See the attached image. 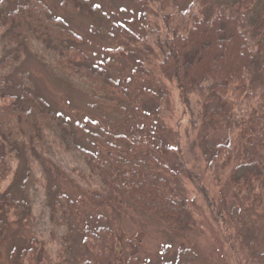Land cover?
<instances>
[{
	"label": "rangeland",
	"instance_id": "obj_1",
	"mask_svg": "<svg viewBox=\"0 0 264 264\" xmlns=\"http://www.w3.org/2000/svg\"><path fill=\"white\" fill-rule=\"evenodd\" d=\"M43 1L81 36L89 65L121 76L123 82L131 80L127 84L129 99H118L117 104L107 101L106 106L94 104L91 94L83 91L89 84L82 77L69 79L64 72L58 76L52 69L55 54L38 41L8 67L10 71L4 76L6 51L12 47L5 43L0 21V79L4 76L12 95L27 101L44 97L52 112L50 127L42 139L36 140L23 130L19 133L13 173L1 189L23 204L25 215L30 213L32 218L9 227L0 243V264H20L32 239L44 240L55 258L61 253L56 264H85L93 257L84 239L87 232L100 227L115 234V250L107 264H176L185 254L192 255L197 264H264V212L241 232L236 227L242 222L234 195L222 190L205 172L222 215L215 216L204 195L177 163L176 130L183 140L186 126L181 120L178 91L161 78L146 53L151 48L159 57L155 41L164 26L157 10L141 0H92L107 15L105 20H95L64 10L61 0ZM190 1L176 0L177 10L187 8ZM13 5L11 0H0V20L2 12L13 9ZM199 133L203 144L228 139L224 121L203 126ZM242 146L243 140L238 137V162L247 159ZM112 152L121 163L154 161L151 168L164 179V192L184 199L189 207L193 218L190 229L174 231L138 210L116 186L122 170L115 176V187L107 185L96 173L97 168L89 165L88 156L93 154L103 161L110 159ZM253 159L264 164V145ZM206 164L205 160L203 168ZM62 195L69 199V213L55 207ZM94 196L104 199L97 201ZM225 216L232 238L219 226Z\"/></svg>",
	"mask_w": 264,
	"mask_h": 264
},
{
	"label": "trees",
	"instance_id": "obj_2",
	"mask_svg": "<svg viewBox=\"0 0 264 264\" xmlns=\"http://www.w3.org/2000/svg\"><path fill=\"white\" fill-rule=\"evenodd\" d=\"M141 1L157 10L164 26L155 41L159 57L147 48L148 59L155 63L162 79L176 86L181 120L186 123L183 140L176 130L177 163L204 195L210 213L215 216L222 217L205 172L222 190L234 195L242 222L236 227L244 232L253 218L264 212V164L253 159L264 145V0H191L183 10H177L176 0ZM11 2L14 8L3 11L0 20L5 43L12 47L6 51L4 76L38 41L55 54L52 69L56 74L64 72L69 79L82 77L89 84L83 91L88 96L91 94L94 104L106 106L107 101L117 104L118 99H129L127 84L131 80L123 82L121 76L89 65L81 36L62 17L54 15L43 0ZM60 4L70 13L95 20L107 18L100 5L92 0H61ZM4 76L0 79V243L13 223L30 222L32 218L30 213L25 215L23 204L1 189L13 173L19 133L23 130L36 140L42 139L52 120L51 107L44 97L27 101L8 93ZM222 121L228 129L226 142L213 144L205 140L203 144L199 137L201 128ZM238 137L243 140L247 158L244 162L236 160ZM111 156L103 161L93 154L88 156L89 165L97 168L95 172L101 174L107 185L115 187V176L122 170L116 186L138 210L174 231L190 229L193 218L189 207L184 199L164 192V179L157 177L151 168L154 161L121 163L115 152ZM205 160L207 164L203 168ZM57 203L56 208L69 213L67 196L62 195ZM226 220L225 216L219 226L223 234L232 238ZM84 240L93 257V261L85 264H107L115 250L113 230L100 227L87 232ZM27 249L20 264H56L61 254L57 253L55 258L46 242L38 239H32ZM176 264H197V261L185 254Z\"/></svg>",
	"mask_w": 264,
	"mask_h": 264
}]
</instances>
